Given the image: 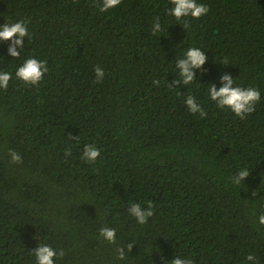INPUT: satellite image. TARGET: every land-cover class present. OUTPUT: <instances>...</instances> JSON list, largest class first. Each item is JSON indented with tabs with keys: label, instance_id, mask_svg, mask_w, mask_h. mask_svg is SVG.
<instances>
[{
	"label": "trees",
	"instance_id": "16d2710c",
	"mask_svg": "<svg viewBox=\"0 0 264 264\" xmlns=\"http://www.w3.org/2000/svg\"><path fill=\"white\" fill-rule=\"evenodd\" d=\"M200 2L206 15L177 21L170 0L106 12L98 0H0V24L23 20L30 34L18 58L0 44V70L13 73L0 89V264H35L40 243L56 264H244L249 253L264 264V0ZM193 45L207 57L194 69L202 84L177 85L175 60ZM32 56L48 68L35 85L15 77ZM226 74L261 92L244 118L207 96ZM188 94L206 117L187 111ZM87 144L100 149L94 163ZM148 201L138 224L128 208Z\"/></svg>",
	"mask_w": 264,
	"mask_h": 264
},
{
	"label": "clouds",
	"instance_id": "9594fccd",
	"mask_svg": "<svg viewBox=\"0 0 264 264\" xmlns=\"http://www.w3.org/2000/svg\"><path fill=\"white\" fill-rule=\"evenodd\" d=\"M122 0H98V6L101 12H106L109 9L116 8L121 4ZM171 7L168 10V14L174 17L177 21L182 20L185 17H192L199 19L206 15L209 11L208 6L200 0H170ZM184 28L187 25H183ZM162 31V23L159 17L154 19L152 25L153 34H157ZM27 25L25 21L18 20L13 23L0 24V44L12 41L8 48V54L14 58H18L21 52L24 50L25 37L29 38ZM19 46V50L17 49ZM207 57L205 51L198 46H189L182 51L175 60V83L177 85L189 86L199 82L202 84L197 77L194 69H200L206 62ZM48 71L46 61L40 60L35 56L29 57L23 61L15 69V77L28 84H38L44 74ZM203 73H201L202 75ZM13 73L8 71L0 70V89H7L9 86L10 79ZM105 73L104 70L97 66L95 68V77L97 81L103 79ZM222 86L219 88L215 84H208L207 96L211 101H214L216 106L220 109H227L234 113L236 116L244 118L246 114H250L255 110V105L261 101L262 96L259 89L256 87L248 86L243 87L236 84L235 79L232 75L226 74L221 77ZM159 84V81H154ZM184 104L187 106V111L192 114H199L201 118L207 116L206 110L198 99L188 94L184 97ZM11 159L19 162L21 156L15 150H10ZM100 156V149L94 144H87L84 146L82 159L88 163H94ZM249 169L242 167L232 177V181L235 184H239L244 181L249 175ZM253 195H256L254 192ZM148 206L143 207L140 202L132 203L128 208L129 214L134 217L138 224H146L148 218L153 215V205L151 201H148ZM258 223L264 225V213L259 214L257 217ZM101 236L108 242L114 243L116 240V229L112 227H104L100 229ZM35 255V264H56V258L58 252L51 245L46 243H40L33 249ZM117 253L120 259L125 258V249L118 248ZM59 255H63L62 252ZM163 259V257H161ZM170 264H193V261L183 256H175L171 260ZM244 264H258V257L249 253L246 255Z\"/></svg>",
	"mask_w": 264,
	"mask_h": 264
}]
</instances>
